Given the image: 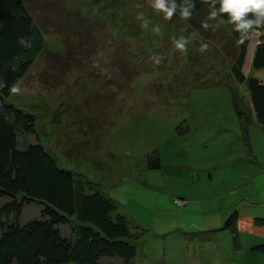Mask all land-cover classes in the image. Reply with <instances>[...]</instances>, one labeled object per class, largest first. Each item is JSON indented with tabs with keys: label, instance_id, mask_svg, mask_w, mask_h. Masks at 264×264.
I'll return each instance as SVG.
<instances>
[{
	"label": "rangeland",
	"instance_id": "374dc122",
	"mask_svg": "<svg viewBox=\"0 0 264 264\" xmlns=\"http://www.w3.org/2000/svg\"><path fill=\"white\" fill-rule=\"evenodd\" d=\"M53 1L24 2L43 47L19 92L4 98L34 117V134L19 135V145L39 141L85 189L115 202L139 233L128 238V264H264L251 234L238 232L233 247L222 227L233 209L264 215V125L250 121L242 138L232 100L248 109V90L230 70L229 27L202 11L182 19L171 0L169 20L151 0ZM65 7L78 18L59 34ZM261 37L264 28L249 45ZM248 56L245 78L263 79ZM153 150L158 166L149 167ZM36 203L19 221L38 213Z\"/></svg>",
	"mask_w": 264,
	"mask_h": 264
},
{
	"label": "trees",
	"instance_id": "16d2710c",
	"mask_svg": "<svg viewBox=\"0 0 264 264\" xmlns=\"http://www.w3.org/2000/svg\"><path fill=\"white\" fill-rule=\"evenodd\" d=\"M171 1L180 12L186 9L189 17L201 11L206 15L215 12L229 27L236 42L230 70L237 81L246 80L248 109L238 99L232 104L242 138L248 143L251 114L264 123V78H245L241 70L252 30H234L228 14L219 12V0ZM24 2L0 0V264H128L135 253L128 238L139 233L130 231L125 215L115 211V202L98 188L85 189L69 170L55 163L39 141L18 143L19 135L34 134V117L4 98L43 47L39 24ZM53 2L60 4V0ZM72 10L76 11L69 13L65 7L64 25L55 29L59 34L67 29V18L73 20L69 26H75L79 11ZM246 19L255 16L249 13ZM250 59L252 67L264 68V37L254 44ZM146 159L149 167L158 166L156 150ZM31 202L38 203V213L19 221L24 206ZM236 218L233 209L222 224L230 228L233 247L239 244ZM65 225L69 232L63 231ZM253 248L264 251V243H256Z\"/></svg>",
	"mask_w": 264,
	"mask_h": 264
},
{
	"label": "clouds",
	"instance_id": "9594fccd",
	"mask_svg": "<svg viewBox=\"0 0 264 264\" xmlns=\"http://www.w3.org/2000/svg\"><path fill=\"white\" fill-rule=\"evenodd\" d=\"M219 2V12L228 14V23L235 24L234 30L251 29L252 33L249 35L250 38L257 29L264 27V0H219ZM151 7L156 12L163 13V18L165 20H169L175 12V6L169 5L168 0H151ZM249 13H252L255 16V19H246V16ZM138 15H142V13ZM180 15L181 18L184 19L189 17L190 14L185 9L181 11ZM210 15L215 16L216 13L212 12ZM202 26L207 27L206 25H203V23ZM141 27H144V25H141ZM176 47L182 48L183 44L177 42ZM11 91L17 93L19 92V89L13 86Z\"/></svg>",
	"mask_w": 264,
	"mask_h": 264
},
{
	"label": "crops",
	"instance_id": "0c3cea01",
	"mask_svg": "<svg viewBox=\"0 0 264 264\" xmlns=\"http://www.w3.org/2000/svg\"><path fill=\"white\" fill-rule=\"evenodd\" d=\"M254 44L255 43H253L251 46L249 45V43L247 44L246 52L249 54L248 58L252 54ZM251 121H255V123L257 122L260 125H264V123L257 121L253 114H251ZM263 134H264V129H263ZM259 218H264V215H262V214L255 215L254 212L248 213V212H239L238 211L237 212V218L235 221V228H236L237 233L241 232V231H246L249 234H251V238H250L251 240H253V241L256 240L255 242H258V243L259 242L264 243V241H263L264 240V220L259 219ZM260 240H262V241H260ZM250 248H253V245H250ZM252 253H254V252H252Z\"/></svg>",
	"mask_w": 264,
	"mask_h": 264
}]
</instances>
